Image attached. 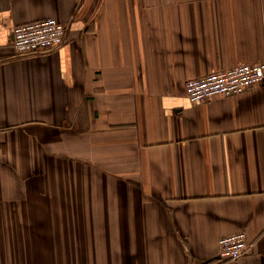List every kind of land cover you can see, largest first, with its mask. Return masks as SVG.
<instances>
[{"label":"crops","instance_id":"1","mask_svg":"<svg viewBox=\"0 0 264 264\" xmlns=\"http://www.w3.org/2000/svg\"><path fill=\"white\" fill-rule=\"evenodd\" d=\"M45 17L62 44L16 54ZM260 61L264 0H0V264H264V83L184 91Z\"/></svg>","mask_w":264,"mask_h":264},{"label":"built area","instance_id":"2","mask_svg":"<svg viewBox=\"0 0 264 264\" xmlns=\"http://www.w3.org/2000/svg\"><path fill=\"white\" fill-rule=\"evenodd\" d=\"M65 29L66 25L54 17L15 24L11 29L10 45L20 55L51 51L62 44ZM263 83L264 61L238 63L188 78L184 91L188 100L201 103L214 96L237 94ZM250 247L243 231L222 236L218 239V258L220 261L236 260Z\"/></svg>","mask_w":264,"mask_h":264}]
</instances>
